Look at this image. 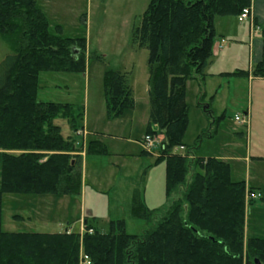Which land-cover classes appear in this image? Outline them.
Masks as SVG:
<instances>
[{"label": "trees", "instance_id": "trees-1", "mask_svg": "<svg viewBox=\"0 0 264 264\" xmlns=\"http://www.w3.org/2000/svg\"><path fill=\"white\" fill-rule=\"evenodd\" d=\"M249 3L149 0L133 36L147 50L148 123L159 131L145 134L162 135L154 164H165L168 205L143 233L128 234L122 219L111 220L106 232L87 220L82 233L2 229L3 194L79 195L81 152L107 155L108 150L98 137L85 147L77 145L82 106L37 99L41 72H84L86 38L66 37L59 25L51 31L36 0H0V40L10 49L0 62V264H79L81 252L91 264H264V236H244L245 182L231 179L228 162L197 156L189 160L186 152L174 150L184 146L186 82L204 84L215 17L239 15ZM242 74L247 73L224 75ZM252 74L264 78V58ZM102 84L107 118L133 107L124 74L105 70ZM223 118L224 113L213 117L214 132ZM56 119H64L72 135L64 137ZM141 153L148 154L144 149ZM192 165L202 172L195 171L188 181ZM129 211L147 223L156 212L142 202L139 188L132 192Z\"/></svg>", "mask_w": 264, "mask_h": 264}, {"label": "rangeland", "instance_id": "rangeland-1", "mask_svg": "<svg viewBox=\"0 0 264 264\" xmlns=\"http://www.w3.org/2000/svg\"><path fill=\"white\" fill-rule=\"evenodd\" d=\"M36 3L45 13L51 31L54 26L59 25L66 37L86 38L88 56L84 72H41L37 99L42 102L82 106L84 110L82 124H86L90 131L85 138L82 132H78L77 145L85 147L88 140L96 137L92 130L93 126H99L104 129L103 131H107L100 139L107 144V150H110L111 154L87 155L82 165L83 195H67L66 198H69L70 202L67 203L69 205L66 211L54 210L49 217L45 212L38 211L36 213L38 216L34 215L32 223H28L16 218L21 216L24 218L25 213L27 211L30 213L31 209L36 211L43 209L41 202L34 203L35 199L39 200L43 195L3 194L2 229L13 232L27 230L61 232L70 228L72 231H79L81 228L79 218L85 211L86 215L91 217L90 221L94 218L100 231L108 230L107 223L111 218H120L124 220L125 231L128 234H141L164 214L168 205L164 194V162L153 165L154 154L159 152L158 148L151 149V154H142L143 147L139 142L140 136L147 130L159 131L157 125L149 124L147 120L149 110L147 50L139 47L133 36L149 0H36ZM9 53L8 45L0 40V62ZM108 69L125 75L126 84L132 90L134 99L132 108L125 109L121 115L112 119L107 118V115L105 118L102 117L106 111L102 77L103 72ZM226 80L223 79V90L219 91L215 99L210 97L212 94L209 92L207 96L202 97L204 86L201 88L198 83H189V79L187 80L185 94L188 105L187 122L182 139L184 147L179 146L174 150L186 152L189 160L195 156L230 155L229 144L235 140L233 136L240 130L243 131V136L239 140L242 144L241 154L246 152V127L234 117L243 115L242 112L248 103L249 90L253 93L264 91V86H256L254 83L249 89L245 79H240L237 83L233 78L230 79L228 86ZM218 83H221L219 79L213 82L214 87ZM197 85L198 94L195 89ZM200 103L203 104L202 108ZM205 105L209 109L208 112L204 111ZM200 112L203 118L200 117ZM222 113L224 118L220 120L214 132L211 123L213 117ZM54 123L60 127L64 137L72 135L64 119H56ZM255 132L261 133L257 130L253 131ZM152 136L157 139L159 145L162 140L161 134ZM262 139L264 140L252 135L249 147H254V144ZM113 152L125 153V159ZM250 160V162L245 159L229 160L232 180H246L248 177L259 176L264 181V163H256L252 158ZM192 167L189 169L188 181L195 171L202 172L194 165ZM245 186L244 204L253 200L248 207V218L252 220L258 214L264 220L262 199L247 197V192L252 187L247 184ZM133 188H139L142 202L156 211L151 223L129 215L128 204ZM50 204L56 205V202ZM90 213L91 216L88 215ZM263 233L260 232L261 235Z\"/></svg>", "mask_w": 264, "mask_h": 264}, {"label": "crops", "instance_id": "crops-1", "mask_svg": "<svg viewBox=\"0 0 264 264\" xmlns=\"http://www.w3.org/2000/svg\"><path fill=\"white\" fill-rule=\"evenodd\" d=\"M246 7L250 9V15L248 19L245 21L240 22L238 20L239 15H222V16H216L214 19L215 36L213 41V51H212V56L210 58V63L204 71L205 80L203 84L204 93H202V97L207 96V93L209 92L210 94H212L210 97H213V99H215L218 96L219 91L223 90L222 89L223 79H227L226 82H228V86L231 78L236 79L237 83L240 79H245L248 83L249 89L253 87L254 83L256 86L258 85L264 86V78L256 77L252 74V70L255 64H257L259 61H261L264 58V0H250L249 5ZM234 71H244L247 74L224 75L227 73H232ZM218 79L221 81V83H218V85L214 87L213 82L217 81ZM147 81H148V77H147ZM190 82L198 83L197 80L194 79H189V83ZM186 85H188V82L186 83ZM195 89L198 94L199 86L197 85ZM200 105L202 108L203 104L200 103ZM204 107H205L204 109L206 110L207 105H205ZM242 113L243 116L246 118V123L244 124L247 133L246 136L247 144H246L245 154H241L242 144L239 142V140L243 136V131L240 130L239 132L235 131L237 134L233 136V138L236 141L232 140V142L229 144L230 155H224V157H216V156L213 157L221 159L228 163L229 160L232 159L236 161L245 159V161L250 162L251 161L250 159L252 158L253 160L256 161V163L262 164L264 163V140L262 139L261 141L256 142V144H254V147L252 148H250L249 145L252 135H254L255 138H260V139L264 138V91H256L255 93H253L251 90H249L247 107ZM201 115L202 113L200 112V117L203 118V116ZM102 117L104 118L106 117V111L103 113ZM92 130L94 134H96V137H98L99 139L102 134L104 133L107 134L106 133L107 131H103L104 129L102 130V128H100L99 126H93ZM256 130L261 133H256V132L253 133V131ZM89 131H90L89 128L84 123L82 124V129L79 130V132H82L84 134L83 135L84 138ZM144 135L140 136V141H139L140 144ZM105 145L107 147L106 143ZM109 151L110 150H108V154H111V152ZM148 153L151 154V152ZM113 154H118L119 156H122L124 159H125L124 156H126L125 153L119 154L113 152ZM157 154L158 152L154 154L155 156L154 160ZM81 156H82V165H83V162L85 161L87 155L85 154L84 151H82ZM153 165H154V161H153ZM230 170H231V166H230ZM83 176L84 175L82 173V183H83ZM243 181L245 182V184L252 187L253 190L258 191L261 194L260 198L262 199V203H263L262 207L264 209V181L261 180L259 176L248 177V179ZM133 190L134 188L132 189V192ZM82 191H83V187H82ZM82 191L80 193L81 195H83ZM54 196H59V197L55 198L52 195H43L41 196L42 198H40L39 200L35 199L34 203L35 201L41 202L43 204V209H38L37 211L36 209H31V211L33 210L32 212L30 211L31 215L27 211V213H25L24 218L23 216H21L16 219H19L21 221L25 220V222L32 223V221L35 218L34 215L38 216L36 214L38 213V211L39 213L41 211L45 212V215L48 214L47 215L48 217L51 216L50 214H52V211L54 210H60L62 212L63 210L66 211L68 209L66 207H68L69 205L67 203L70 202L69 198H66L67 195H54ZM130 200L131 197L129 199V204H128L129 215H130V211H129ZM252 201H250V203L246 202L245 205V217H244L245 238H248L250 236H264V233L263 235L260 234V232H264L263 231L264 224H262L264 223V220L261 219V216L256 214L255 218H252V220L248 218V211H249L248 207L251 206ZM50 202H56V205H51ZM246 208H248L247 211ZM88 215L91 216L92 214L90 213ZM90 219L91 217L87 216L85 211H83V213H81V216L79 218V224L81 225L82 222L84 223V221L87 220L88 223L97 227L94 218L92 219V221H90ZM119 219L120 218H114V219L111 218L107 224H109L111 220H119ZM27 231L45 232L40 230H27ZM101 232H106V231L102 230Z\"/></svg>", "mask_w": 264, "mask_h": 264}, {"label": "built area", "instance_id": "built-area-1", "mask_svg": "<svg viewBox=\"0 0 264 264\" xmlns=\"http://www.w3.org/2000/svg\"><path fill=\"white\" fill-rule=\"evenodd\" d=\"M249 15H250V9L248 7H244L238 16V20L240 22L245 21L248 19ZM234 119L238 122H241L244 124L246 123V118L243 115L242 116L235 115ZM141 144L143 146V149L146 150L147 152H150L151 149H153L154 147H158L160 145V143L158 145L157 139L149 134H146L143 136ZM260 196L261 194L256 190L254 191L251 190L247 192V197L251 199H256V198H259ZM82 231H84V226L81 224L80 233H82ZM87 231L89 233L93 232L91 228L88 229ZM68 232H70V230H68ZM80 264H91L88 255L84 254L83 252L80 253Z\"/></svg>", "mask_w": 264, "mask_h": 264}]
</instances>
